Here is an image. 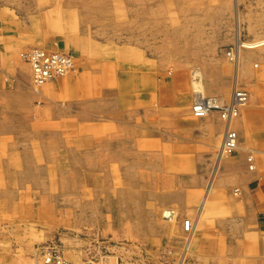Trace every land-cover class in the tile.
<instances>
[{"label":"rangeland","instance_id":"374dc122","mask_svg":"<svg viewBox=\"0 0 264 264\" xmlns=\"http://www.w3.org/2000/svg\"><path fill=\"white\" fill-rule=\"evenodd\" d=\"M20 1L21 16H29V0ZM236 1L37 0L34 18L24 21L27 30L15 40V45L20 60L25 62L21 52L44 47L49 40L67 39L64 33L76 37L85 32L87 23L86 29H95L98 39L106 43L102 53L106 54L110 76L99 77L95 87L91 86L101 98L133 92L123 77L128 45L134 49L133 65L140 62L135 61V50L149 62L158 61L156 75L162 84L153 86L147 81L144 94L150 97L164 93L166 111H189L202 118L207 115L198 116L192 110L194 100L203 96L228 101L237 86L233 87L237 63L240 70L247 66L256 69L255 63L264 66V58L252 54L264 48V39L232 44ZM238 1L246 12L245 23L250 28L257 26L264 18V0ZM80 3H85L84 12ZM11 6L12 0H0V7ZM5 11L7 17L8 9ZM92 11L98 12L101 19L77 20L78 16H92ZM230 49L234 58L227 54ZM53 50L69 54L74 61V70L63 77L75 75V55ZM25 67L31 79L27 62ZM244 77L243 71L238 88L249 93L244 105L247 106L253 95L264 93V84L248 87L242 83ZM4 79L11 86L12 79ZM47 85L50 82L34 86L31 81L37 92ZM70 86L76 90L75 83ZM53 99L58 108H66L65 100ZM74 101L68 111L76 114ZM258 104L264 106V100L258 99ZM5 119L8 118L0 120ZM171 119L174 118L170 115L165 118L164 131L170 134L165 136V151L169 154L175 150L183 155L182 138L186 136L183 131L172 130ZM9 120L14 123H0V264H42L37 248L47 244L56 245L73 263L94 260L100 264H187L181 260L184 251L172 243L188 242L190 233L176 236L171 229L161 228L164 220L176 223L178 209L152 206V201L159 198L151 194L155 190L149 185L157 180L158 172L154 166L141 164V151L146 149L123 148L127 142L119 141L126 139L120 131L115 132L118 141L110 142L99 136L94 138L93 130L78 132L71 126H62L57 118L46 124L37 123L36 131L31 132L12 131L26 129L28 123ZM218 155L216 149L215 161ZM144 161L148 162V158ZM171 171L162 170L160 181L167 177L173 181ZM179 219L183 226V220L188 218ZM165 254L172 259L164 260Z\"/></svg>","mask_w":264,"mask_h":264},{"label":"crops","instance_id":"0c3cea01","mask_svg":"<svg viewBox=\"0 0 264 264\" xmlns=\"http://www.w3.org/2000/svg\"><path fill=\"white\" fill-rule=\"evenodd\" d=\"M37 3V0H29V16L27 14L26 17L21 16L20 0H12L11 7H0V119L8 118L0 120V123H14L9 120L11 118L18 124L28 123L26 129L12 131L31 132L36 131L37 123L46 124L47 120L57 118L62 126H71L78 132L93 130L94 138L99 136L110 142L118 141L116 131L123 132L126 139L119 140L127 142L123 148L146 149L141 151V164L154 166L158 172L157 180L149 185L156 191L151 194L159 198L152 201V206L177 208L179 211L175 224L164 220L161 228L164 231L171 229L174 235L181 236L185 231L179 218L185 217L191 222L190 234L186 232L190 236L188 242L174 240L172 243L179 246L181 252L184 251L181 260L185 259L187 264H264V106L258 104V99L264 100V93L251 95L248 105L239 109L236 123L232 121L231 126L235 127L238 135L239 151L226 158L217 157L215 161L214 154L221 144L225 121L215 111L202 118L192 116L189 111L175 114L165 110L164 93L150 97L144 94L143 87L147 81L153 86L162 84L156 75L157 60L149 62V58L135 50V61L140 59V62L138 60L133 65L134 49L127 45L123 77L132 86L133 92L120 93L115 98L104 100L94 88L91 89L98 83L99 77L108 78L110 75L106 54L102 53L106 43L98 39L95 29H86L87 23L85 32L76 37L71 38V34L64 33L67 39L49 40L43 44L50 50L73 53L77 73L49 81L50 85L39 92L34 91L25 71V62L18 56L15 40L26 32L27 22L24 21L34 18ZM80 5H84V12L85 3ZM5 8L8 9L7 17ZM91 14L78 16L77 20L94 22L101 19L98 12L92 11ZM234 15L236 27L232 44L264 39V18L250 28L244 21L246 12L241 9L238 0ZM140 19L143 20V17ZM112 49L116 47L112 46ZM252 54L256 58L259 55L264 58V48ZM254 67L256 69L247 66L240 70L237 63L233 84L238 88L243 71L246 75L243 84L248 87L264 84V66L255 63ZM5 76L12 79L11 86L6 83ZM73 83L77 85L76 90L70 86ZM53 98L65 100L66 108H58ZM75 99L77 113L73 114L68 107ZM169 115L174 118L170 122L172 130L183 131L186 136L182 138L185 139L183 155L175 150L166 154L165 136L170 134L164 129L165 118ZM248 154L253 156L252 168L247 161ZM145 158L148 162L144 161ZM165 169L172 170L170 174L174 178H170L173 181L170 182L168 177L164 182L160 181L158 177ZM234 189H238L237 194ZM163 258L172 259L166 254Z\"/></svg>","mask_w":264,"mask_h":264},{"label":"built area","instance_id":"2783aa9c","mask_svg":"<svg viewBox=\"0 0 264 264\" xmlns=\"http://www.w3.org/2000/svg\"><path fill=\"white\" fill-rule=\"evenodd\" d=\"M228 56L234 58L235 53L227 50ZM20 57L30 66L31 81L34 86H42L46 82L61 78L74 70V61L72 57L65 53L50 50L46 47H32L21 52ZM248 100V94L241 88H234L232 97L228 101H217L215 98L197 97L192 105L194 114L198 116L207 115L215 110L221 120L225 121L226 126L223 131L221 144L218 154L226 155L237 150L239 145L237 132L232 128L233 119L239 115V109L244 106ZM252 154L247 155V161L252 168ZM238 193V189H234ZM183 226L189 231L190 222L183 220ZM38 255L42 264H100L94 260H85L79 263H73L67 260L62 251L54 244H47L37 248Z\"/></svg>","mask_w":264,"mask_h":264},{"label":"bare ground","instance_id":"6f19581e","mask_svg":"<svg viewBox=\"0 0 264 264\" xmlns=\"http://www.w3.org/2000/svg\"><path fill=\"white\" fill-rule=\"evenodd\" d=\"M198 74V73H197ZM197 85V84H196ZM236 85H234L233 87H235ZM236 88V87H235ZM234 90V89H233ZM198 94V93H197ZM232 94H233V91H232ZM199 97V96H198ZM232 97V96H231ZM220 140V139H219ZM219 156V155H218ZM222 157V155H220L219 156V158L218 159H220ZM172 210V209H171ZM185 220V219H184ZM189 220V219H188ZM189 222H190V220H189ZM183 229H184V226H183ZM191 229H192V225H191V222H190V227H189V231H186V232H190L191 231ZM184 231H185V229H184Z\"/></svg>","mask_w":264,"mask_h":264}]
</instances>
